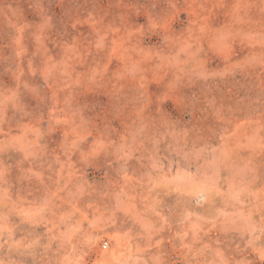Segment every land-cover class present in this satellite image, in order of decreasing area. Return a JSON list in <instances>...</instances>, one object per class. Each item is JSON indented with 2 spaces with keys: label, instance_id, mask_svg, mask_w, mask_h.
<instances>
[{
  "label": "rangeland",
  "instance_id": "rangeland-1",
  "mask_svg": "<svg viewBox=\"0 0 264 264\" xmlns=\"http://www.w3.org/2000/svg\"><path fill=\"white\" fill-rule=\"evenodd\" d=\"M0 264H264V0H0Z\"/></svg>",
  "mask_w": 264,
  "mask_h": 264
}]
</instances>
